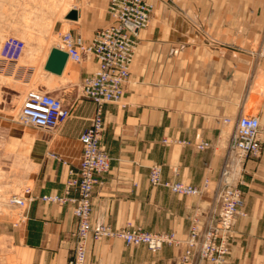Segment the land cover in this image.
I'll return each mask as SVG.
<instances>
[{
  "label": "crops",
  "instance_id": "crops-1",
  "mask_svg": "<svg viewBox=\"0 0 264 264\" xmlns=\"http://www.w3.org/2000/svg\"><path fill=\"white\" fill-rule=\"evenodd\" d=\"M147 1L153 11L139 32L122 102L102 106L99 146L110 168L93 189L91 223L113 231L139 227L152 234L174 233L180 243L152 253L115 238L89 241L85 264H179L192 217L200 227L216 217L217 179L232 123L256 114L264 137V0ZM70 10L77 19L57 21L55 33L69 31L85 44L110 22L107 0H73ZM96 67L87 56L66 65L59 77L45 72L59 85L57 98L71 108L54 131L27 127L18 138L2 132L18 129L15 123H0V167L9 163L12 179L18 177L17 163H25L22 180L34 197L27 219L17 227L10 214L0 212V237L17 251L21 264H68L72 257L74 205L40 197L62 195L68 170L79 163L78 137L94 112L82 96V82ZM202 142L209 146L196 149ZM154 164L161 166L162 181L202 188L201 195L151 186L148 169ZM240 189L246 216L237 217L229 254L220 264H264V148L246 162ZM8 259L0 252V264Z\"/></svg>",
  "mask_w": 264,
  "mask_h": 264
},
{
  "label": "built area",
  "instance_id": "built-area-1",
  "mask_svg": "<svg viewBox=\"0 0 264 264\" xmlns=\"http://www.w3.org/2000/svg\"><path fill=\"white\" fill-rule=\"evenodd\" d=\"M152 11L153 5L147 0H108L110 22L96 30L89 43L85 44L80 36L74 37L70 32L60 35L59 49L67 54V63L79 64L90 56L97 65L94 73L82 82V96L93 103L94 112L89 126L78 137L81 146L79 163L75 169L68 170L62 195L40 197L46 203L74 205L76 229L72 234L73 252L68 264H85L89 241L115 238L127 246H145L152 253L158 252L163 246L180 243L174 233L152 234L139 227L113 231L108 226L91 223L93 189L110 168V158L99 146L102 106L107 103L121 104L138 45V35L147 27ZM23 50L25 43L22 40L6 37L0 46V61L11 66L23 56ZM70 110V106L48 92L30 90L24 97L18 120L24 126L54 131L70 117ZM208 146V143L202 142L196 145V149L203 150ZM263 148L264 137L258 117L241 115L232 125L230 142L217 179L216 217L205 227H200L196 216L192 217L179 264H220L229 254V235L236 219L246 216L241 210L243 192L240 189L245 164L249 159L258 157ZM50 156L58 158L53 154ZM148 181L151 186L165 187L176 195L199 196L202 192V188L192 185L162 181L161 166L157 164L149 167ZM206 187L205 182L203 189ZM33 200L27 187L20 195L12 194L6 199L5 205L16 210V214L11 215L13 227L25 222L28 206Z\"/></svg>",
  "mask_w": 264,
  "mask_h": 264
},
{
  "label": "rangeland",
  "instance_id": "rangeland-1",
  "mask_svg": "<svg viewBox=\"0 0 264 264\" xmlns=\"http://www.w3.org/2000/svg\"><path fill=\"white\" fill-rule=\"evenodd\" d=\"M72 4L73 0H0V46L9 36L25 43V53L17 63L8 66L0 61V123L12 122L18 127V129L2 130V132L12 133L18 138L25 136L22 134L24 133L23 128L28 126L19 122L18 113L28 91L42 90L54 97H61L55 94L59 85L45 78L41 63L48 49L60 45V35L69 32L65 30L57 35L55 23L64 21ZM63 98L68 100L66 95ZM246 115L257 116L250 113ZM42 135L46 136V133ZM1 164L0 212L14 216L16 210L8 208L5 201L9 195H20L26 188V182L22 180L26 166L25 163L19 161L17 163L18 177L11 179L9 163L2 162ZM12 173L15 174V171ZM9 246L6 238L0 237V252L7 253L10 258L7 264H21L17 251L10 250Z\"/></svg>",
  "mask_w": 264,
  "mask_h": 264
},
{
  "label": "water",
  "instance_id": "water-1",
  "mask_svg": "<svg viewBox=\"0 0 264 264\" xmlns=\"http://www.w3.org/2000/svg\"><path fill=\"white\" fill-rule=\"evenodd\" d=\"M66 20L75 21L77 12L70 10L64 17ZM67 54L57 47H51L42 66V70L54 76H61L67 64Z\"/></svg>",
  "mask_w": 264,
  "mask_h": 264
},
{
  "label": "bare ground",
  "instance_id": "bare-ground-1",
  "mask_svg": "<svg viewBox=\"0 0 264 264\" xmlns=\"http://www.w3.org/2000/svg\"><path fill=\"white\" fill-rule=\"evenodd\" d=\"M57 48H60V45H58ZM66 65H68V63H67ZM50 75H51V74H50ZM1 200H2V199H1ZM1 200H0V201H1Z\"/></svg>",
  "mask_w": 264,
  "mask_h": 264
}]
</instances>
